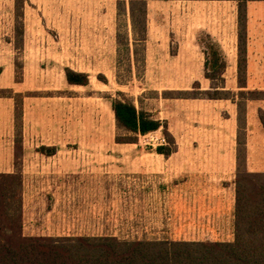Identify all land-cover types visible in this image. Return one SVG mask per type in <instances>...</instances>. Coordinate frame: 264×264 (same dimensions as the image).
Masks as SVG:
<instances>
[{
    "label": "crops",
    "instance_id": "obj_1",
    "mask_svg": "<svg viewBox=\"0 0 264 264\" xmlns=\"http://www.w3.org/2000/svg\"><path fill=\"white\" fill-rule=\"evenodd\" d=\"M226 1L234 0H147L145 41L160 38L169 40L171 35L178 40H191V46L190 43L188 45L190 47L176 43L173 53L168 47L165 53L169 58L181 62L179 67H175L177 71L198 73L204 72V54L196 40V33L205 31L219 42L226 55L224 88L264 91V45L259 31L263 29L261 25L264 24V17L251 15L252 6L264 4V0L248 1L246 4V79L243 87L237 78V53L230 57L222 43V40H226L225 32L222 38L215 34V24L212 21L188 19L184 23L185 28L180 31L173 18L148 15L150 7H163L167 2L207 6V3ZM234 2L237 13V2ZM90 7L92 16L99 7V21H95L94 17L90 22L86 20ZM7 10L14 11V1L0 0V173H13L15 164L21 168L23 230L30 232L28 236H98L69 233L73 208L72 174L79 175L76 178L80 180L78 190L83 191L84 201L89 192L87 161L81 155L76 160L77 155L73 158L72 154L70 96L51 95L23 99L22 141L20 153L18 157L15 156V101L1 91L14 89L20 92L24 81L14 80L15 65L10 54L14 49L16 19ZM115 13L113 0L26 1L20 19L23 28V71L59 70L62 80L66 67L75 71H92L91 68H75L73 62L65 58L72 59L73 51L85 62L89 56L90 60L93 56L102 57L104 47L108 44L105 41L115 44ZM225 20L223 24L226 25ZM230 22L228 18L227 23L231 24ZM235 24L237 38V17ZM158 34L161 36L158 37ZM158 55V51H152V48L145 49L147 70L148 67L164 70L161 65L149 63L151 56ZM185 56H190L191 59L184 60ZM228 72L233 73L230 80L226 79ZM194 82H198L201 89L210 86V81L203 73L188 77L185 83L173 86L189 88ZM260 109L264 112V99L247 100L244 129L246 167L251 172H264V126L259 116ZM145 110L152 112L155 118L167 121L168 131L175 139L174 151L165 156L155 152V147L146 149L136 143H117L115 151L118 154L115 157L123 155L134 160L127 167L111 168L118 174L143 175L142 187L144 195H147L143 214L153 217L166 214L172 216L177 233L175 240L232 241L234 180L238 156L236 103L231 99L160 96L153 108ZM42 147L54 148V152L47 154L41 150ZM82 149L83 145L80 144L78 152H83ZM137 152L139 155L134 154ZM111 159L116 162L119 160L114 156ZM138 159H143L141 165L135 163ZM95 178L98 179V175ZM128 180L129 184L136 183L135 178L128 177ZM76 189L77 187L74 188ZM80 209V214L86 217L87 207ZM46 228L48 233H44Z\"/></svg>",
    "mask_w": 264,
    "mask_h": 264
},
{
    "label": "rangeland",
    "instance_id": "obj_2",
    "mask_svg": "<svg viewBox=\"0 0 264 264\" xmlns=\"http://www.w3.org/2000/svg\"><path fill=\"white\" fill-rule=\"evenodd\" d=\"M13 1L14 11L11 12L7 10V12L15 17L17 23L15 0ZM20 1H23L24 8L26 1L29 0ZM113 1L116 10V35L118 31L121 32L124 37L127 32L131 56L128 57V51L123 44L120 46L117 44L116 38L114 45L105 41V44H108L104 47V55L102 57L97 56L95 58L93 56L92 60H90L89 56L86 58L88 59L87 62L82 60L81 57H77V53L73 51L72 59H65L71 60L75 68H91L93 70L77 71L88 73L89 82L86 86L71 85L65 78V70L64 73H62L63 80L61 79V72L59 70L40 72L23 71V39L22 35L17 36L15 33V38L13 40L14 49L11 51L12 54H10L15 65L13 75L16 82L24 81V83L20 88V92H16L14 89L11 90L16 93H21L23 96L22 103L25 97H44L51 95H66L71 97L72 154L73 158L77 155L76 160L79 159L78 155H81L84 157V161H87V167L89 168L87 172V186L89 192L87 199L84 201L83 198L85 196L83 191L78 190L80 180L78 181L76 178L79 175L75 173L72 174L73 208L71 209V229L69 233L114 236L125 240L165 238L175 240L174 238L177 236V233L174 228V218L172 216L166 214L161 217H153L143 214V204L145 201L147 202V195H144L142 187L143 175L140 173L118 174L116 170L111 168L112 166L127 167L134 159L129 160L123 155L115 157L118 154V152L115 151L117 144L115 137L117 133L121 131L116 129L109 97H116V92L122 91L126 97L133 99L137 107L144 110L151 107L153 108L156 99H159L160 96L163 98H171L169 94L164 93L167 90L192 89V86L184 88L174 87L173 85L183 84L188 77L204 74V72L200 71L197 73L181 71L179 69V71L176 70L175 67H179L178 65L181 64V62L179 63L176 59L169 58L165 53L166 48L172 49L176 46V43H181L185 45V47H190L191 40H178L176 36L172 37V35L169 40L160 38L144 41L140 44L137 54L134 56L132 53L133 45L131 26H129L130 23L127 22L126 27L123 23L125 18L117 21V0ZM188 4L187 2H167L166 6L163 7H150L148 15L157 18H173L174 21H177V28L179 27L180 31L185 28L184 23L188 19L195 21L199 19H209L215 24V34H219V37L222 38L225 32L226 40H222V43L230 57H233L234 53L238 52L235 24L237 17L236 3L234 1L211 2L207 3V6H194V4ZM53 9H56V7ZM251 9L252 16L264 17V4H254ZM91 10L90 7L86 20L90 22L92 21V17H94L96 18L95 21H99L101 16L99 7L94 16H92ZM56 14L54 15L56 16ZM109 17L111 19V16ZM228 18H230L231 24L227 23ZM224 19H226V25L223 24ZM105 21L106 19H104V22ZM220 23H222V25ZM220 25L221 27H219ZM262 26L263 29L259 31L264 45V24L261 25V28ZM258 28L260 29V26H258ZM198 33L199 31L196 33V40ZM157 36L160 37L161 35L158 34ZM189 43L190 46H188ZM146 48H152V51H158L159 55L155 57L151 56V61L149 63L158 66L161 65L164 67V70H155V68L150 69V67H148L147 70L145 68ZM91 50L93 51V49ZM187 59L189 60L191 57L185 56L184 60ZM198 62L202 63V60ZM17 63L19 64L18 68ZM98 68L101 70H95ZM231 74L233 75L232 72H228L226 79L230 80L233 78ZM98 75H104L107 81H101ZM242 90L258 91V89L252 88ZM229 91L236 101H245V105L248 99H244L255 95L245 93L243 96L245 98H243L238 95V89H229ZM256 96L261 95L256 94ZM162 138H164L167 144V138L163 135L161 129H158L157 131L149 132L145 135H139L136 144L146 149H151L158 145H162ZM80 144L83 145V152H78ZM134 154L139 155V152ZM95 155H98L97 159ZM113 156L119 160L117 162L113 161L111 159ZM135 163L141 165L143 159H138ZM95 175H98V179L95 178ZM128 177L132 179L135 178L136 183L129 184ZM75 187H77L76 190H74ZM84 206L87 207L88 214L86 217L80 214V211H82L80 208ZM161 231H164V233H160ZM158 232L160 234H158ZM23 233L27 235L30 232H24L23 230ZM44 233H48V228H46Z\"/></svg>",
    "mask_w": 264,
    "mask_h": 264
},
{
    "label": "trees",
    "instance_id": "obj_3",
    "mask_svg": "<svg viewBox=\"0 0 264 264\" xmlns=\"http://www.w3.org/2000/svg\"><path fill=\"white\" fill-rule=\"evenodd\" d=\"M237 2V78L246 79V4L256 0ZM147 0H117V21L130 23L132 53L136 56L141 43L146 40ZM23 1L15 0L17 17L16 35H22L20 18ZM120 26V25H119ZM117 31V44H123L131 56L127 35ZM197 42L204 54V77L210 81L207 89L194 82L191 90H167L171 98L231 99L237 106V167L235 176L234 238L232 241H185L172 239L125 240L114 236H27L23 233L22 175L15 164L13 173H0V264H264V172H251L246 167L245 101H236L224 88L223 74L227 66L226 55L216 40L207 32L198 33ZM175 47L171 49L173 53ZM19 64L17 63V68ZM65 78L71 85L86 86L89 75L65 68ZM98 78L106 82L104 75ZM119 82V81H118ZM120 83V82H119ZM15 101V156L21 148L22 95L11 89L1 91ZM109 97L118 132L117 143H136L139 135L161 129L167 144L158 145L154 151L165 156L175 149V141L168 131L167 121L155 118L150 111L137 107L133 99L117 91ZM250 96L244 100L264 99V91L238 92ZM259 94L261 96H256ZM245 98V97H243ZM264 126V112L259 110ZM52 154L54 148L42 147Z\"/></svg>",
    "mask_w": 264,
    "mask_h": 264
},
{
    "label": "built area",
    "instance_id": "obj_4",
    "mask_svg": "<svg viewBox=\"0 0 264 264\" xmlns=\"http://www.w3.org/2000/svg\"><path fill=\"white\" fill-rule=\"evenodd\" d=\"M161 142H163L162 145L166 144V141L164 140V138L161 139Z\"/></svg>",
    "mask_w": 264,
    "mask_h": 264
}]
</instances>
